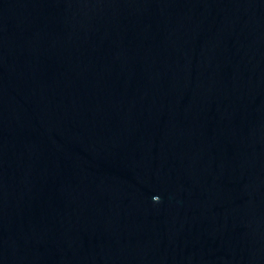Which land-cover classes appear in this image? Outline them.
I'll list each match as a JSON object with an SVG mask.
<instances>
[{"label": "water", "instance_id": "water-1", "mask_svg": "<svg viewBox=\"0 0 264 264\" xmlns=\"http://www.w3.org/2000/svg\"><path fill=\"white\" fill-rule=\"evenodd\" d=\"M0 264H264V0H0Z\"/></svg>", "mask_w": 264, "mask_h": 264}]
</instances>
